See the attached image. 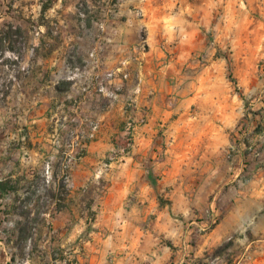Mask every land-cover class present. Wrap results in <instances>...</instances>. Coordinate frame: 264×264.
Wrapping results in <instances>:
<instances>
[{
	"label": "crops",
	"instance_id": "crops-1",
	"mask_svg": "<svg viewBox=\"0 0 264 264\" xmlns=\"http://www.w3.org/2000/svg\"><path fill=\"white\" fill-rule=\"evenodd\" d=\"M212 1L135 0L143 19L94 42L96 55L84 67H73L77 79L70 99L106 101L89 116L96 124L130 117L136 123L134 144L116 172L111 170L94 237L85 245L89 264H264V132L254 131L259 115H249L254 134L247 141L258 151L251 155L246 136L236 132L245 115L242 100L221 70L201 64L200 27L210 23ZM140 43L148 47L141 72L135 59ZM45 73H39V94L28 96L27 106L29 124L42 127L58 115L62 81L56 68L50 78ZM244 83L249 91L248 80ZM81 109L80 101L76 113ZM99 134L96 139L104 141L106 133ZM35 135L26 138L31 149ZM246 157L242 184L237 176ZM81 160L76 171L88 179L91 171ZM26 173L12 171L0 180ZM6 203L11 199L0 198V213ZM214 212L219 223L201 233L198 227ZM0 253L7 255L1 264H14L5 247Z\"/></svg>",
	"mask_w": 264,
	"mask_h": 264
},
{
	"label": "rangeland",
	"instance_id": "rangeland-1",
	"mask_svg": "<svg viewBox=\"0 0 264 264\" xmlns=\"http://www.w3.org/2000/svg\"><path fill=\"white\" fill-rule=\"evenodd\" d=\"M48 4L51 7L45 10ZM137 10L135 0H0V33L11 34L6 48L11 43L14 46L13 50L0 51V179L12 171L22 174L36 169L55 184L53 173L59 169L56 164L61 150L66 152L67 163L73 164L62 212L53 215L49 203L41 200L44 206L38 213L37 198L27 205L33 222L29 224L32 238L26 245L20 247L18 243L22 227L19 222L24 220L20 210L10 215L0 213V246L6 248L10 259L15 255L14 264H53L51 258L42 256L55 250V264H89L85 245L94 237L101 203L112 185L111 170L116 172L122 157L134 144L136 123L130 117L109 126L96 124L89 116L96 105L101 108L106 101L84 104L81 95L74 97L81 98L77 101H81L82 109L76 113V103L70 99L76 89L74 68L84 67L96 55L95 50L91 53L94 42H104V38L129 21H141L143 13ZM209 15L208 26L200 27L205 38L201 64L221 70L242 100L245 144L253 146L247 141L255 131L251 133L246 122L249 115H263L264 132V0H214ZM137 47L135 59L141 72L145 64L143 53L148 47L143 43ZM55 68L62 76L59 86L69 87L57 94L58 115L44 127L29 124L28 96L39 94V73L46 70L50 78ZM251 70L254 76L246 77ZM49 78L43 76L47 82ZM246 80L249 91L244 90ZM47 95L53 93L49 91ZM129 114L132 116L131 109ZM101 130L107 135L104 141L101 137L96 139ZM34 133L36 145L31 149L26 138ZM87 139L96 140L90 149L81 143ZM80 148L86 151L81 161L91 171L88 179H82L83 174L76 171L78 165L73 162ZM83 180L85 183L76 185ZM3 255L7 256L0 253V262Z\"/></svg>",
	"mask_w": 264,
	"mask_h": 264
},
{
	"label": "trees",
	"instance_id": "trees-1",
	"mask_svg": "<svg viewBox=\"0 0 264 264\" xmlns=\"http://www.w3.org/2000/svg\"><path fill=\"white\" fill-rule=\"evenodd\" d=\"M45 1L47 0H42V2ZM50 7L51 5L48 4L47 6H45L44 9L47 10ZM10 39L11 34L9 32H4L3 34L0 33V51L4 49H14L13 43H11V47L9 48H6L4 46L5 43ZM57 89L59 91H64L66 89H69V87L62 88L61 86H58ZM77 105L78 101L76 102V106ZM253 115H259L260 123L258 124L255 131L261 132L263 126V115L258 113H254ZM89 142L90 141L87 139L85 142L81 143H83V145H88ZM128 152L129 150L126 151V154ZM85 155V149L80 148V151L77 153V155L73 156V162L78 163ZM65 156L66 152L61 150L60 155H58L57 157V159H59V162L56 164L59 166V169L53 173L55 184L53 182L51 183L44 175V173H41V171L27 172L23 176H20L16 179H12L10 176L0 180V198L11 199V203H6L3 205L5 214H13L20 210L21 215L24 217V220L22 222H19V225L22 226L20 227L18 238V243L20 247L22 245H26L28 240L32 238V235L30 233L32 227L29 226V224L30 222H33V220L29 218L30 210L26 209V207L28 204H30V202L34 200V198H37L36 206L38 207V213L44 206L43 203H40L41 200H45V202L49 203L53 215L59 214L66 208V201L68 196L67 180L71 174L73 164H68V158H66ZM57 252L58 251L56 250L52 252L46 251L42 258H51V260L54 261L53 264H55V261L57 260L55 258V254ZM11 261L13 263L16 262L15 255L12 256ZM21 262L23 263V261ZM21 262L20 264H22Z\"/></svg>",
	"mask_w": 264,
	"mask_h": 264
},
{
	"label": "built area",
	"instance_id": "built-area-1",
	"mask_svg": "<svg viewBox=\"0 0 264 264\" xmlns=\"http://www.w3.org/2000/svg\"><path fill=\"white\" fill-rule=\"evenodd\" d=\"M246 131L247 129L245 127V122H242L241 124L238 125V130H237L238 136L244 137ZM245 149L249 150L251 155L254 154L255 156H258V151L254 146H246L245 144ZM248 166H249V160L246 157V159H244L243 162L241 163V172L237 176V180L242 184H245V175ZM219 220H220L219 216L214 212L211 218L207 222L202 224L200 227H198V229L201 233H206L210 231L212 228H214L219 223Z\"/></svg>",
	"mask_w": 264,
	"mask_h": 264
}]
</instances>
